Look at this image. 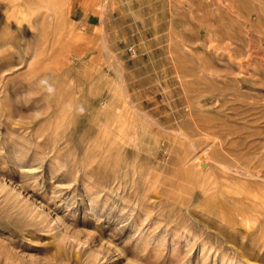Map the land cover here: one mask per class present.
Masks as SVG:
<instances>
[{
    "label": "rangeland",
    "instance_id": "rangeland-1",
    "mask_svg": "<svg viewBox=\"0 0 264 264\" xmlns=\"http://www.w3.org/2000/svg\"><path fill=\"white\" fill-rule=\"evenodd\" d=\"M0 264H264V0H0Z\"/></svg>",
    "mask_w": 264,
    "mask_h": 264
},
{
    "label": "built area",
    "instance_id": "built-area-1",
    "mask_svg": "<svg viewBox=\"0 0 264 264\" xmlns=\"http://www.w3.org/2000/svg\"><path fill=\"white\" fill-rule=\"evenodd\" d=\"M133 53V52H132ZM133 55H134V53H133Z\"/></svg>",
    "mask_w": 264,
    "mask_h": 264
},
{
    "label": "bare ground",
    "instance_id": "bare-ground-1",
    "mask_svg": "<svg viewBox=\"0 0 264 264\" xmlns=\"http://www.w3.org/2000/svg\"><path fill=\"white\" fill-rule=\"evenodd\" d=\"M85 39V38H84ZM104 46V45H103Z\"/></svg>",
    "mask_w": 264,
    "mask_h": 264
}]
</instances>
